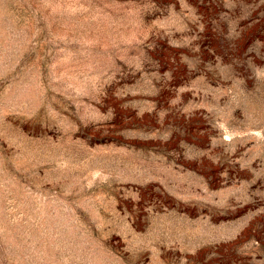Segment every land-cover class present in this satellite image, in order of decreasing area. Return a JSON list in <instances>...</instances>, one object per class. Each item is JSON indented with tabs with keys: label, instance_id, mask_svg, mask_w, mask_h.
<instances>
[{
	"label": "rangeland",
	"instance_id": "374dc122",
	"mask_svg": "<svg viewBox=\"0 0 264 264\" xmlns=\"http://www.w3.org/2000/svg\"><path fill=\"white\" fill-rule=\"evenodd\" d=\"M0 264H264V0H0Z\"/></svg>",
	"mask_w": 264,
	"mask_h": 264
}]
</instances>
